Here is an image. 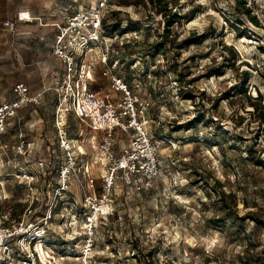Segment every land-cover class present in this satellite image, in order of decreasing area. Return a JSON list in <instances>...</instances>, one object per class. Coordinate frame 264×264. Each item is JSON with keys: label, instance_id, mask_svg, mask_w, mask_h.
Instances as JSON below:
<instances>
[{"label": "rangeland", "instance_id": "rangeland-1", "mask_svg": "<svg viewBox=\"0 0 264 264\" xmlns=\"http://www.w3.org/2000/svg\"><path fill=\"white\" fill-rule=\"evenodd\" d=\"M77 3L0 0L1 99L16 82L43 87L38 62L47 60L49 35L41 39L38 24L18 21L17 10L38 17ZM167 11L177 15L169 30L148 2L110 0L103 19L108 67L148 104L158 159L152 188L139 192L118 177L103 191V135L93 138L71 115L66 136L84 153L76 154V170L61 175L68 159L52 90L7 122L0 137L7 144L0 149L2 225L41 232L46 264H264V0H167ZM101 68L92 89L109 97L111 79ZM131 139L130 132L112 133L114 154ZM88 195L105 198L101 212ZM20 236L11 238L13 248L28 251Z\"/></svg>", "mask_w": 264, "mask_h": 264}, {"label": "built area", "instance_id": "built-area-1", "mask_svg": "<svg viewBox=\"0 0 264 264\" xmlns=\"http://www.w3.org/2000/svg\"><path fill=\"white\" fill-rule=\"evenodd\" d=\"M73 5L59 9L53 16L54 20L42 22L41 17L31 16L29 11L17 13L20 22L37 20L42 27L50 28L49 53L51 58L58 63L61 70L59 78L48 87L39 91H31L24 82L12 85L10 96L0 98V137L6 130L8 120L26 105H37L42 95L52 90L55 93V125L58 129L60 147L67 153L68 164L62 168L60 174L69 175L76 170V154H83L81 149L73 151L74 144L67 138L64 130L65 118L71 115L84 124L95 138L102 133L103 156L106 157L104 176L102 181L103 191L109 193L119 177L123 184L131 186L137 191L149 190L153 187L158 173L157 145L152 141L148 132L147 109L148 104L134 95L130 87L115 75L108 67L109 41L103 28V19L110 7V0H75ZM11 27L13 23H10ZM47 36V35H46ZM46 36L42 35L41 39ZM97 64L101 65L103 76L111 79V88L119 93L114 100L100 95L91 88ZM121 94V96H120ZM132 133L130 145L121 155L116 156L111 149V136L114 132ZM82 133H79L81 137ZM7 146L0 142V149ZM89 173V169H85ZM89 187H93V178H89ZM105 198L95 199L92 195L86 197L87 202L96 212H101ZM100 207V208H99ZM93 219L87 220L89 235H92ZM0 217V264H46L42 259L37 239L42 236L37 229L35 234H28L31 224L27 227L10 231L2 225ZM31 228V227H30ZM23 230V231H21ZM21 232V233H20ZM19 239L29 241V250L20 244V248H13L10 240L17 235ZM28 237V239H27ZM32 245V247H31ZM43 245V244H42ZM91 240L87 248L91 247ZM7 251V252H6ZM50 263V261H48ZM51 264V263H50Z\"/></svg>", "mask_w": 264, "mask_h": 264}, {"label": "crops", "instance_id": "crops-1", "mask_svg": "<svg viewBox=\"0 0 264 264\" xmlns=\"http://www.w3.org/2000/svg\"><path fill=\"white\" fill-rule=\"evenodd\" d=\"M69 6V5H68ZM68 6H59V7H49V8H47V9H45V10H43L39 15H38V17H41V19H42V22H45V21H47V22H50V21H53L54 20V16H53V14L56 12V11H58L59 9H62V8H66V7H68ZM27 11H29V10H27ZM18 12H26V11H22V10H17V12H16V15H15V17L17 16V13ZM29 13H30V15H32V16H34L33 14H32V12L31 11H29ZM35 17V16H34ZM37 24H38V26L41 28V35H49L50 34V28H46V27H42L40 24H39V22L37 21V20H34ZM33 22V21H32ZM22 23H31V22H22ZM47 48H48V50H47V60H45V61H41V62H38L39 63V69H38V72H39V82H42L43 83V87H48V86H51V85H53V83L59 78V74H60V72H61V70H60V68H59V65H58V63H56L52 58H51V56H50V53H49V45H47ZM45 76H51V78H52V80L54 79V82L52 83V84H50V85H46V82H44V80H45ZM26 83V82H25ZM97 84V81H95L94 82V80H93V82L91 83V88H94V86ZM27 85V84H26ZM28 86V85H27ZM29 87V86H28ZM42 86H41V88L40 89H37L36 91H39V90H41L42 88H43ZM29 89L31 90V91H34V90H32L30 87H29ZM36 91H34V92H36ZM49 91V90H48ZM96 92H98L100 95H104V96H107V94H104V93H102L100 90L98 91V90H95ZM47 92V91H46ZM54 93V92H53ZM55 94V93H54ZM111 99H116L118 96H119V93L118 92H116V91H114L113 89H111V92H110V94L108 95Z\"/></svg>", "mask_w": 264, "mask_h": 264}, {"label": "trees", "instance_id": "trees-1", "mask_svg": "<svg viewBox=\"0 0 264 264\" xmlns=\"http://www.w3.org/2000/svg\"><path fill=\"white\" fill-rule=\"evenodd\" d=\"M137 3H142L143 5L148 2L152 5V8L156 10L160 18V22L169 30V27L173 25L175 22V18L177 15L171 11H167L163 14V10L167 7V0H136ZM119 26V23H114L111 29H116ZM166 30V31H167ZM244 79H248V73L245 71L243 72ZM260 122L264 124V108H261L260 115H259Z\"/></svg>", "mask_w": 264, "mask_h": 264}, {"label": "bare ground", "instance_id": "bare-ground-1", "mask_svg": "<svg viewBox=\"0 0 264 264\" xmlns=\"http://www.w3.org/2000/svg\"><path fill=\"white\" fill-rule=\"evenodd\" d=\"M22 15H23V13H22ZM38 247H39V246H38ZM38 247H37V248H38ZM38 249H39V252H40V255H41L42 259H43V260H46V257H45V254H44V251H42L40 247H39ZM45 253H46V252H45Z\"/></svg>", "mask_w": 264, "mask_h": 264}]
</instances>
